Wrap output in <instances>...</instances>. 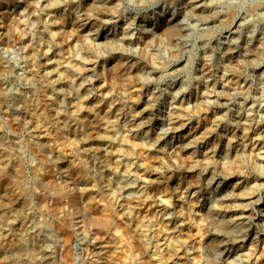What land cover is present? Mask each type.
<instances>
[{"label": "bare ground", "instance_id": "bare-ground-1", "mask_svg": "<svg viewBox=\"0 0 264 264\" xmlns=\"http://www.w3.org/2000/svg\"><path fill=\"white\" fill-rule=\"evenodd\" d=\"M147 1L133 0L135 5ZM22 6L42 27L37 31L41 49L35 50L31 43L23 50L22 79L28 84L41 73L44 82L32 92L13 80L1 83L0 111L14 130L27 129L29 147L45 159L46 170L35 169L34 176L48 184L57 176L61 182L51 184L50 197L47 186L38 183L42 215H35L32 195L23 187L26 177L21 158L9 150L0 131V180L9 183L8 188H0V264H51L53 249L46 242L43 218L48 211L53 213L51 225L62 236L61 246L66 251L74 234L80 237L77 241L83 240L86 213L69 220L71 203L87 210L97 226L94 241L84 248L89 264H128L118 256L120 227L136 244L134 262L145 259L154 233L153 225L142 228L136 224V204L145 201L151 203L149 213L159 218L155 225L161 238L152 247L164 251L169 264H188L181 221L165 215L173 196L152 192L151 177L165 176L157 164L143 166L138 150L147 152L155 162L187 161L189 174L177 177L172 191L181 213L195 216L206 228L208 250L215 255L211 264H234L233 254L248 242L250 257L261 264L264 0H184L177 11L168 8L150 19L131 15L127 20L118 19L117 0H8L0 8V42L22 40V29L14 25L15 11ZM217 31L229 34L217 35ZM192 32L205 42L198 69L190 59H177L162 70L164 73L145 70L144 59L159 42H171L177 34L190 38ZM56 38L77 42L80 64L62 57ZM212 45L217 46V56L224 62L219 75L214 73L209 53ZM38 56L41 63L35 70ZM1 61V68H6L7 61ZM237 67H250L259 78V92L254 96H244L250 83L246 79L237 83L241 71ZM155 71L157 78L168 77L164 86L171 97L167 113L157 107L159 91L155 93V87L149 85ZM170 77L176 81L169 82ZM133 83L141 85L139 95L126 98L125 88ZM238 93L244 95L235 102ZM10 104L19 107V121L11 117ZM66 127L82 144H95L82 148L92 158L87 171L61 156L55 147ZM140 168L146 171L144 179L138 177ZM87 173L100 183L101 204L85 187ZM65 178H70L72 187ZM19 212L28 214L29 219L20 220ZM215 253L222 257L218 259Z\"/></svg>", "mask_w": 264, "mask_h": 264}, {"label": "rangeland", "instance_id": "rangeland-1", "mask_svg": "<svg viewBox=\"0 0 264 264\" xmlns=\"http://www.w3.org/2000/svg\"><path fill=\"white\" fill-rule=\"evenodd\" d=\"M7 1L8 0H0V8ZM117 2L119 4V10L117 14L118 19L120 20L121 18V20H127L128 18H130L131 15L132 16L138 15L150 19L154 17L157 13L168 8H173V11H177V9L181 6L184 0H153V1L148 0L147 3H144V5L143 4L135 5L136 3L133 2V0H117ZM22 7L23 8H20L18 10L16 9L15 13L17 19L14 20L15 23L14 25H17L22 29L23 32L22 40L19 42L18 40L16 41V39H12L9 42L8 41L3 43L0 42V59L3 62L7 61L6 64H8L9 66V67L7 66L6 68L5 67L1 68L2 66H0V85L1 83L10 82L13 80V82H16L20 86L26 87V90L32 92L34 88L41 86L44 80L42 74L38 73L31 82H28V84L27 82H24V79H22V74H21L24 66L23 50L25 47H28L27 44H31V43H32L31 47L35 48V50L39 51L41 49V45L37 43L38 42L37 31L42 29V27L39 26L37 20H35L34 18L28 15L26 7L25 6ZM216 33L217 35L229 34L227 32H220V31H217ZM190 35H191L190 38H186L185 36H181L177 34L173 36V41L171 42L169 40L168 41L163 40L159 42V44L156 47H153L151 49L150 51L151 56L150 57L148 56L144 59L145 70L149 72L150 70L155 69L160 72H163L162 70L165 69L167 70L170 67V65L174 64V60L176 61L177 59L179 60L190 59L191 61H194V66H196V69H198L201 63L200 56L203 50V43L205 42L201 40L197 32H192ZM151 39L152 38H149L148 41L149 40L151 41ZM56 41L58 42V52L60 51V54L62 55L63 58L65 57L71 62L80 64L79 60L81 59L80 58L81 53H80V46L77 44V42L66 41L61 38H56ZM220 45L223 44L220 43ZM61 46L63 47L59 49V47ZM209 50L211 51V52L209 51V53L210 55H212L213 58L212 64H213L214 73L219 75L220 72H222L224 62L221 61L219 56H217L218 55L217 46L214 47V45H212L210 46ZM216 57H219L220 60ZM40 63H41V58L40 56H38V59L35 60L34 62L35 70L38 69ZM237 69H241V71L237 73L239 75V77H236L238 78L236 79L237 83L239 84L240 83L239 81L242 82L243 80L246 79L249 81L250 84L247 85L248 89L245 92L246 93L245 95L244 93L237 94L236 98L233 100L235 102L241 100L243 95L244 96L249 95L252 97L253 94L259 92L258 88L260 87L259 78L257 77V75L252 73L253 72L252 68L237 67ZM192 70L193 69H191V71ZM156 74L158 75L157 71H155V74H153L149 85L150 88L155 87L154 88L155 93L158 91L161 93V94L159 92H158L159 94L156 93L157 96L155 98L157 100L156 104L157 107L158 106L161 107L160 109H162L164 113H167L169 111L171 104V97L165 91V87L167 84L166 80H168V77H165L164 78L165 80H162V78H157ZM172 81H176V79L170 77L169 82ZM100 84H102V82H100ZM140 88L141 85L139 83H133L126 86L125 88L126 98H132V99L135 98L137 95H139ZM238 90L240 92V89ZM10 105L8 106L13 111L11 112L12 113L11 117L16 121H19L21 119L19 107H17L16 105L14 106V104H10ZM84 115L85 114H83V116ZM91 128L92 127H90L89 129L86 128L87 129L86 131H89ZM26 130H27L26 128H20L18 130H14L10 126V121L8 117L0 111V131L3 133L5 137L6 145L9 148V150L15 156H19V158H21L22 161L21 166L23 168L26 177L23 187L26 190V192L32 195L31 207L34 208L35 215L41 216L42 214L39 211L40 194L38 191L39 187H37V185L38 186L44 185V187L46 185L47 189H45V191H47V194H49L48 197H50V195L52 196L53 194V193L51 194V192L53 191L52 190L53 187H50L51 184L59 183L61 182V179L55 176L53 178V183L48 184L46 183L47 180L46 181L40 180L34 176L33 171L35 169L46 170L45 159L43 157H40L29 147L28 144L29 132ZM94 130L95 129H93L92 131ZM46 141L50 143L52 142L51 140H46ZM84 146L86 145L82 144L77 137H74L71 130L67 127L61 131L60 138L55 145L57 150L61 153V156H64L67 160H69L73 164L82 166L87 171L92 166L91 165L92 158H91V154H88L87 152L82 150ZM94 146L95 144L92 141H89L86 147L93 148ZM138 151H139L138 153L139 160L140 163L143 164V166L150 168V166H152L153 164H157L159 165L160 171H162V174L165 176L164 178H160V179H155V177H151L154 178L153 181L154 190L152 192L162 191L164 192V194H167V196L170 195L173 196V199H171V202L168 204V207L165 211V215L174 216L177 219H179L181 221L180 223L182 225V228L186 231V232L184 231L185 234L182 235L185 239L184 241L181 242L185 246L184 248L185 251L187 253L189 252L188 253L189 263L188 262L187 263L211 264L212 263L211 260L213 259L212 256L214 254L212 255V253H209L208 250V246H207L208 233L206 231V228L201 226L195 220L194 218L195 216H190L187 214L184 215L181 213L180 207L177 205V202L174 197L175 193H173L172 191V188L177 181V177L187 178L186 176L189 174V172H187L188 169L187 161L184 158H177L172 160L161 159L155 162L147 154V152H143L142 150H138ZM46 157L49 158L50 154L49 157L46 154ZM108 163H111V161L109 160ZM145 172L146 171L143 168H140L137 171L138 177L140 179H144ZM254 177L255 176L252 175V178ZM65 180L66 183L72 187L70 178H65ZM38 183H40V185ZM99 185L100 183L98 179L95 178L93 175L87 173L85 187H87L90 190L95 200L101 204L103 202V198L98 192ZM8 187H9L8 181L0 180V188H8ZM46 201L49 204V198L46 199ZM136 206L138 207V211H139L136 218L137 221L136 224L141 225L142 228H145V225L148 223L150 226L153 225L154 233H153V237H151L152 245L159 242L161 238V234L159 233L155 225L159 218L158 217L156 218L152 216L151 213H149L152 210L150 201H145L143 202V204H136ZM68 210H69L68 211L69 220H71V218L74 219L75 215L77 214H81V215L83 214V216H85L86 213V216L84 217L86 221L83 222V224L85 223L84 224L85 235H83L85 238H83V240L80 239L81 242L80 240L77 241V239L80 237L77 238L76 235L74 234V237H72L71 240L70 249L66 251V249L61 246L62 236L60 237L59 233L56 232L53 226L51 225L53 213L51 211L50 212L48 211L46 214L43 215V218L45 220V225L47 228L46 242L49 243V245L53 249V253H52L53 259H51L50 262L51 264H89L91 260L89 259L84 248L88 244H91L94 241L95 229L97 226L95 227V224H92L91 216L89 217L87 210L80 208L78 204L71 203L68 206ZM19 214H20L19 216L20 220L27 221L29 219V215L25 214V212H19ZM158 228L160 229V225L158 226ZM186 229H188V231ZM120 236L121 238L118 243V256L124 259L125 262H127L128 264H169L170 263L165 255V252L161 251L158 248L152 247V245L149 251V257L145 256V259L139 258L138 261L136 260L137 262H134L135 260L134 252H135L136 244L133 241L131 234L128 233L123 227H120ZM75 241H77V243ZM68 252L70 254L69 259H67ZM249 252H250V243L248 242L246 243L245 246L240 248V251L237 252L238 254L237 253L236 255L235 253L233 254L232 257L235 260V261L233 260L234 264H258L259 260L250 257ZM219 255L222 257V255L219 253L216 255V257ZM221 257H217V258L219 259ZM208 258L211 259L208 260ZM261 264H264V258L261 259Z\"/></svg>", "mask_w": 264, "mask_h": 264}]
</instances>
